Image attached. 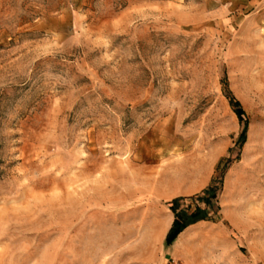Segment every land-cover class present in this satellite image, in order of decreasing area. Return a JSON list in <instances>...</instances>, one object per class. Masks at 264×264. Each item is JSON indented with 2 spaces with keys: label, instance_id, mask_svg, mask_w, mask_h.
<instances>
[{
  "label": "rangeland",
  "instance_id": "obj_1",
  "mask_svg": "<svg viewBox=\"0 0 264 264\" xmlns=\"http://www.w3.org/2000/svg\"><path fill=\"white\" fill-rule=\"evenodd\" d=\"M175 199L208 217L167 247ZM177 241L264 264V0H0V264H169Z\"/></svg>",
  "mask_w": 264,
  "mask_h": 264
},
{
  "label": "trees",
  "instance_id": "obj_2",
  "mask_svg": "<svg viewBox=\"0 0 264 264\" xmlns=\"http://www.w3.org/2000/svg\"><path fill=\"white\" fill-rule=\"evenodd\" d=\"M226 97L229 100L230 105L232 106L234 112L236 113L237 117L243 121L244 119V110L242 109L240 103L238 100L232 95V93L229 91V89H225ZM243 138L245 135H242ZM217 196V189L214 188V186H210L205 193H203V196L198 197L199 200H202L207 207H210L212 205V200L216 198ZM170 208L175 214L176 220L173 222L171 229L169 230L165 244L167 247L173 245V243L176 241L178 236L190 225L200 221L205 220L208 217V210L207 209H201L200 207H197L195 211L191 214H189L185 210L180 209V200L175 199L171 201Z\"/></svg>",
  "mask_w": 264,
  "mask_h": 264
},
{
  "label": "crops",
  "instance_id": "obj_3",
  "mask_svg": "<svg viewBox=\"0 0 264 264\" xmlns=\"http://www.w3.org/2000/svg\"><path fill=\"white\" fill-rule=\"evenodd\" d=\"M180 236H182V234L180 235ZM179 236V239L178 240H180V237ZM178 246V241L175 243V245L172 247V250L174 251V249L176 248ZM172 255L173 256H176V257H178V258H174V259H176V260H180V261H184V262H186V260L184 259L185 257L184 256H182V255H176V253H175V251L172 253Z\"/></svg>",
  "mask_w": 264,
  "mask_h": 264
},
{
  "label": "built area",
  "instance_id": "obj_4",
  "mask_svg": "<svg viewBox=\"0 0 264 264\" xmlns=\"http://www.w3.org/2000/svg\"><path fill=\"white\" fill-rule=\"evenodd\" d=\"M169 264H184V263L180 260L171 259Z\"/></svg>",
  "mask_w": 264,
  "mask_h": 264
}]
</instances>
